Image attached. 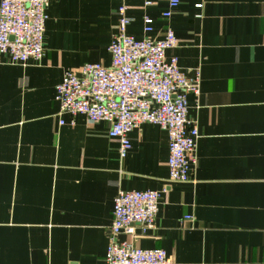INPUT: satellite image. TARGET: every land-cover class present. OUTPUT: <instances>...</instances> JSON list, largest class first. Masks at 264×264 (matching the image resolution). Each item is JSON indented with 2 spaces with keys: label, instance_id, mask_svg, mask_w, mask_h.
Returning <instances> with one entry per match:
<instances>
[{
  "label": "crops",
  "instance_id": "1",
  "mask_svg": "<svg viewBox=\"0 0 264 264\" xmlns=\"http://www.w3.org/2000/svg\"><path fill=\"white\" fill-rule=\"evenodd\" d=\"M144 1L50 0L43 58H2L0 264H104L120 190L160 200L154 228L136 225L119 242L162 249L173 264H264V0H181L168 20L165 2ZM122 3L128 36L160 40L170 27L178 44L166 59L187 78L199 74V96L187 97L198 131L189 182L168 181L158 126L130 132L121 160L109 124L59 115L55 88L67 70L110 65Z\"/></svg>",
  "mask_w": 264,
  "mask_h": 264
},
{
  "label": "built area",
  "instance_id": "2",
  "mask_svg": "<svg viewBox=\"0 0 264 264\" xmlns=\"http://www.w3.org/2000/svg\"><path fill=\"white\" fill-rule=\"evenodd\" d=\"M50 0H0V63L26 65L44 56L43 34ZM165 2L168 20L181 0H145V7ZM202 8V2L195 5ZM122 3L118 9L117 33L108 53L109 66L84 64L79 73L67 70L55 88L59 115L84 116L89 122L109 124L108 137L117 140L121 160L130 149L128 134L143 124H153L166 132L168 140V181L189 182L196 165L198 131L187 118V97L199 96V74L187 78L177 59L165 52L177 47L170 27L163 38L135 40L126 33L131 18ZM152 21H143L144 33ZM63 125V121L59 122ZM160 194L156 191H118L113 199L112 221L107 237L104 264H173L162 249L143 250L132 242H119L122 234L134 236V226L142 233L155 226ZM185 216L183 220H189Z\"/></svg>",
  "mask_w": 264,
  "mask_h": 264
}]
</instances>
